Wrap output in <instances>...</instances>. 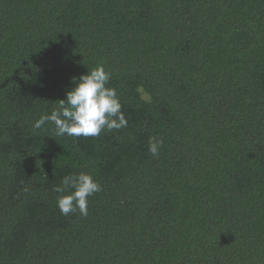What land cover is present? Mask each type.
<instances>
[{
    "label": "trees",
    "instance_id": "obj_1",
    "mask_svg": "<svg viewBox=\"0 0 264 264\" xmlns=\"http://www.w3.org/2000/svg\"><path fill=\"white\" fill-rule=\"evenodd\" d=\"M98 65L126 128L33 127ZM0 264H264V0H0Z\"/></svg>",
    "mask_w": 264,
    "mask_h": 264
},
{
    "label": "clouds",
    "instance_id": "obj_2",
    "mask_svg": "<svg viewBox=\"0 0 264 264\" xmlns=\"http://www.w3.org/2000/svg\"><path fill=\"white\" fill-rule=\"evenodd\" d=\"M111 74L103 65L88 71V74L74 80V87L60 100L50 114L42 115L33 127L41 129L46 123L54 125V133L60 137H98L107 130L127 127V119L122 110L117 91L108 87ZM163 140L155 136L149 138L148 151L158 158ZM103 190L99 181L91 174L71 173L62 178L54 187L56 204L62 215L79 211L82 217L88 215V198Z\"/></svg>",
    "mask_w": 264,
    "mask_h": 264
}]
</instances>
